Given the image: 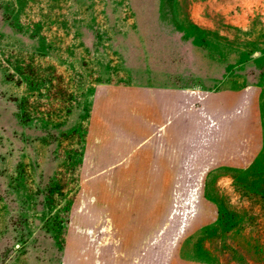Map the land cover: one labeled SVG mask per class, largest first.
I'll use <instances>...</instances> for the list:
<instances>
[{"label":"rangeland","instance_id":"1","mask_svg":"<svg viewBox=\"0 0 264 264\" xmlns=\"http://www.w3.org/2000/svg\"><path fill=\"white\" fill-rule=\"evenodd\" d=\"M0 264H264V0H0Z\"/></svg>","mask_w":264,"mask_h":264},{"label":"crops","instance_id":"2","mask_svg":"<svg viewBox=\"0 0 264 264\" xmlns=\"http://www.w3.org/2000/svg\"><path fill=\"white\" fill-rule=\"evenodd\" d=\"M246 93L250 97L253 94L252 91H247ZM226 99H229V97H227ZM252 116H253V114H252ZM223 126L227 127L228 125L225 124ZM243 126H246L245 128L250 127V125L248 123H245ZM214 127H218V126L216 125ZM259 133L260 132H259L257 126L254 129V134H252V128H251L249 133L245 136V141L243 143L240 142V143H242V146L245 149H243V147L238 148L236 146H233L231 144V142L226 140L227 138H226L225 134H216L215 133V135L213 134L214 135L213 140H211V137L213 135H211V137H210L211 142H213L212 147L208 146V143L210 144V142H209L210 140H209L208 142H206L207 144L204 143L202 152L204 153L206 160H208L211 157V155H213V153H217L220 156V159L223 160L225 156H222V154L225 152L227 155V153H228L229 156H228V158H226L227 161L233 160L235 162V164H234L235 166L245 167L252 162L254 156L259 151V148H260L259 147ZM204 139H207L206 136L204 137ZM239 146H241V145H239ZM212 161H214V159H212Z\"/></svg>","mask_w":264,"mask_h":264}]
</instances>
